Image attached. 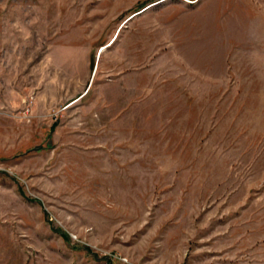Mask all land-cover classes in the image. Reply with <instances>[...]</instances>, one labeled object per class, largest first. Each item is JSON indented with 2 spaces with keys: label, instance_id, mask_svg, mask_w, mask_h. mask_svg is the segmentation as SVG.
I'll use <instances>...</instances> for the list:
<instances>
[{
  "label": "rangeland",
  "instance_id": "374dc122",
  "mask_svg": "<svg viewBox=\"0 0 264 264\" xmlns=\"http://www.w3.org/2000/svg\"><path fill=\"white\" fill-rule=\"evenodd\" d=\"M0 264H264V0H0Z\"/></svg>",
  "mask_w": 264,
  "mask_h": 264
}]
</instances>
